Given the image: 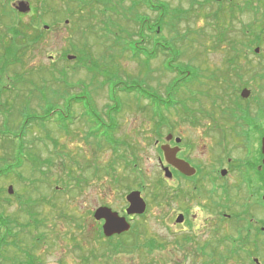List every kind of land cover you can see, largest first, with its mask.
Here are the masks:
<instances>
[{
  "label": "rangeland",
  "instance_id": "1",
  "mask_svg": "<svg viewBox=\"0 0 264 264\" xmlns=\"http://www.w3.org/2000/svg\"><path fill=\"white\" fill-rule=\"evenodd\" d=\"M136 1L85 0L82 4L87 3L86 7L78 9V0H0V110L7 112L0 114V129L4 125L11 127L9 136L15 144L20 143L19 136L22 135L26 147L41 160L51 162L42 168L47 175H42L32 173L29 162L23 160L24 164L17 172L24 179H30L28 183H20L15 175L0 178V211L25 225L30 221L36 224V221L29 220L24 209L36 212L38 220H46L38 232L29 228L32 237L41 240L35 251L40 259L38 264H84L83 259L92 252L98 257L109 248L107 239L99 237L100 225L93 218L95 210L109 206L123 214L128 206V193L140 190L148 210L143 218H136L137 234L130 237H135L132 240L137 246L144 245L145 249L141 247L112 257L117 264L216 263L220 256L234 257L236 254L240 257L229 259L228 264H254L255 258L263 262L262 256L240 260L247 254L242 249L246 245L243 229L248 228V223L244 221L239 225L238 220L228 221L225 217L232 213L235 218L242 213L237 210L240 208L237 203L247 200L250 188L256 202L263 200L264 189L255 183V175H251L253 186L247 182L240 184L242 175L236 168L220 179L232 190L227 194H232L229 199L222 193L215 196L207 193L211 184L204 183L207 174L203 172L194 185L181 183L184 195L175 199L173 187L179 182L175 176L164 177L159 159L168 166L160 145L166 144V136L172 134L183 139V152L193 163L203 171H213L214 176L219 168H226L228 158L237 163L243 158L247 160L245 145L233 128L238 123L235 120L238 115L241 119L249 116L252 122L249 127L254 133L253 150L260 146L264 136V0H158L172 8L173 14L178 13L174 9L184 10L187 17L173 22L167 19L162 32L164 38L175 43L169 45V53L178 51L181 55L174 61L166 59L169 54L160 51L157 57L154 53V59L148 64L143 56L135 60L130 53H123L124 45L137 42L139 38L134 34L140 28L139 24L133 23L136 16L140 21L143 16L146 25L159 20L156 12L144 3L135 5ZM21 3H28L27 11L20 10ZM66 9L72 12L73 19L65 16ZM108 18L107 27L101 30L100 21L106 22ZM88 23L94 24L95 28L83 26ZM180 34L184 36L179 37ZM260 37L262 43L256 41L257 46L253 45L255 38ZM174 38L178 39L174 41ZM140 46L153 51L152 46ZM257 47L259 53L255 52ZM7 49L9 51L5 52ZM75 54L85 58V65L78 64L77 60H67ZM7 60L10 63L4 67ZM170 66L184 70V77L193 79L190 86L180 88L176 93L175 81L179 75L169 72ZM50 71H54L55 77ZM101 71L110 74L112 82L117 80L116 72L123 78L120 80L123 84L127 80L130 83L142 79L140 83L156 91L152 94L161 107L158 109L160 115H155L150 103L140 101L136 94L116 95L119 111L114 118L118 125L115 133L117 150L105 142L99 145L90 137V134H99L98 125L88 124L92 121L86 114L82 117L84 110L81 108L68 110L67 103L57 107L65 115L76 117L72 125L67 121L70 134H62L55 117L47 119L42 127L32 124L23 130L22 125L29 115L42 117L45 110L56 109L54 105L59 103L66 88L73 94H92L98 114L109 123V106L115 104L108 98V88L103 84L107 77L99 75ZM244 88L251 90L248 100L240 97ZM15 93L19 95L17 101ZM232 95L244 105L230 102ZM163 101L173 106L164 110ZM183 108L194 114L189 115ZM46 133L56 139L58 147L44 145L45 141L41 139ZM222 138L226 139L225 145ZM5 140V137L0 138V168L4 167L2 162L15 165V159L22 158L15 155L11 145L4 144ZM252 157L255 158L252 162L257 164L258 155L253 153ZM132 160L136 161L133 167L128 164ZM111 167L115 173H111ZM93 168L100 170L96 173ZM70 169L75 178L80 177L86 182L82 191L75 181L69 183L72 192L68 191L69 181L65 174ZM60 177H64L66 183L57 185ZM114 177L122 180L117 184ZM216 177H220V172ZM44 178L49 182L44 184ZM163 180L168 183L164 184ZM139 183L143 186L139 187ZM10 186L14 189L12 195L8 194ZM190 186L194 187L192 194L187 192ZM55 187L59 188L57 192ZM18 195L21 196L20 203ZM178 212L185 213L190 223L183 227L177 225ZM256 217L264 218V212ZM29 230L25 229L21 234L28 243L32 237L25 234ZM225 239L234 241L235 246L228 247ZM150 240L163 247L149 253L146 244ZM247 246L251 250V246ZM231 248L238 249L239 253H233Z\"/></svg>",
  "mask_w": 264,
  "mask_h": 264
},
{
  "label": "trees",
  "instance_id": "2",
  "mask_svg": "<svg viewBox=\"0 0 264 264\" xmlns=\"http://www.w3.org/2000/svg\"><path fill=\"white\" fill-rule=\"evenodd\" d=\"M157 1L158 0H156L155 2H157ZM78 3H79L78 9L86 7V5H87V3H84V4H82L80 2H78ZM140 3L146 4V6L150 10H152L153 12H156L159 15V20L155 24L146 25L148 23L144 24L147 21H145L143 16L141 17L142 18L141 21H140L139 16H136V20H134L133 23L135 25L139 24L140 28L134 34H137L139 36L138 40H141V41L140 42H138V40H137V42L132 41L131 43H129L130 45H124L123 53L124 52L128 53L129 51H131L130 54L129 53L128 54L135 60L141 59L143 56V57H145V60H146V61L144 60V62L146 64H148L149 61H152L154 59V57H155L154 53H157V55H156V57H157L160 54V51H162L163 54H165V52L167 54H169L166 59L172 58L175 61L178 58V56L181 55V52L177 51V53H175V52L169 53V50H170L169 45H172L175 43L173 42V40H167L166 38H164L162 36V32L164 30L163 28L166 24L165 21L167 19L171 20L172 22L177 21L176 19H178V18L180 19L183 17H187V13L184 10L174 9L175 12H178V13L173 14L172 8H170L167 4L163 5L162 3H158V2L153 3L152 0H138L134 4L139 5ZM105 11H107V10H103V12H105ZM232 11H233V8H231V13H232ZM56 13H57V11H56ZM110 13H112V12H110ZM64 14L66 17L73 19V17L71 16V14H72L71 11H69L67 13V10H65ZM104 14L107 15V13H104ZM39 18H41V15L39 16ZM82 18H84V17L82 16ZM108 22L100 23L101 26H99V28H102L101 30H104L107 27ZM83 26L85 28L87 27L88 29H94L95 28V25L90 24V23L84 24ZM85 28H84V31H85ZM84 33H85V35L89 34L86 32H84ZM180 36H184V35L180 34L179 37ZM184 38L185 37H182V40H184ZM177 39L178 38H174V41ZM256 41H261V43H262L261 37L259 39L255 38L254 43L252 42L253 45L257 46ZM140 44L148 46V47L152 46L153 51H149L148 49L142 48L140 46ZM71 47L73 48L74 46H71ZM7 51H9V50L7 49L5 52H7ZM83 58L80 56H77L76 60H77L78 64H80V65L84 64L85 65V63H86L85 58L84 59ZM8 60H7L6 64L4 63V67L7 66V64L9 62ZM230 61L232 62V60H230ZM12 62H15V61L12 60ZM109 64H110V62H107V65H109ZM146 64H145V66H146ZM233 66L234 65H232V67ZM188 67L189 66H186L185 68H188ZM111 68H112V66H111ZM168 71L176 73L179 75V76L177 75L179 78H176V76H175V78L177 79L175 81L176 82V86H175V92L176 93H178V90L180 88L188 87L193 82V79H191V77H189V78L184 77V75H186V74H185V71L182 69L178 70V69L172 68V66H170V68H168ZM237 72L239 73L238 69H237ZM50 73L52 74L53 77H55L54 71H50ZM99 75L107 77V78H105L106 80H104L105 82H103V84H104V86H107V88H108V92H109L108 98L112 102H114V104H115L114 107L109 106V110L111 111L108 114L109 123H106L104 121V119L102 118V115L98 114L97 108L92 101V94L91 95H87V94L84 95L83 94L84 98L78 102V100L76 98L77 97L76 94L71 93L70 90L68 88H66L65 90H63V94L61 95L59 103L57 101L56 105H54V107H57V106L59 107V104L65 105V103H67L65 106L68 110L73 109L74 107L81 108V111L84 110V111H82V117H84V115L86 114L87 119L89 121H92V122H88V124H91V126H93V124L94 125L96 124V125H98V128L100 129L99 134L95 133V134H90L89 136L92 138H95L96 141H98L99 145H100V143L105 142L106 144L110 145L112 148H115L117 150V145L115 147V133L118 129V125L116 124L114 118L116 117V114L119 113V111H118L116 99L114 98L116 95L118 96L119 93H125V94H131V95L136 94L135 96L139 97L140 101L145 100V101H148L150 103L149 105L151 106V108H153V110H154L153 113H155V115H160L158 109H160L161 107L159 108V105L157 103L158 102L157 98H156V96H154L152 94V93H156V91L154 89H152L151 87L146 86V84L140 83V81H143L142 79L138 78L139 81L133 80L130 83L127 80L126 83L123 84L122 82H120V80L123 81L122 80L123 78L117 72L115 75L117 80H114L113 82L111 81L112 77H110L111 76L110 74H108V73L102 74V71H101V73ZM238 76H242V75L240 74ZM194 81H196V80H194ZM30 84L33 85L32 81L30 82ZM30 84H29V86H30ZM43 96L46 99L48 97L46 92H44ZM56 98H58V96ZM48 101H49V99H48ZM69 102H71V104H69ZM163 102H165V103H163L161 105H163L164 110L171 108L173 106V104L168 103L167 101H163ZM26 107L27 106H25V108ZM58 107L56 109L50 108V109H48V111L45 110L44 113L42 114V117H36L35 118V117L29 115L28 118H25V121H24L25 123L22 125L24 128L23 130H26L32 124L38 125L39 127H42L43 123H45L47 119L55 117L53 119L56 121L57 126H58L59 130L62 132V134H70V132H71L70 128L71 127L69 126V124L72 125L74 123L73 121L75 120L76 117H74V116L71 117L68 113H67V115H65V112L60 111ZM183 107H185V106L183 105ZM53 111H56V113L52 114ZM183 111L187 112L186 109H184V108H183ZM111 113H113L115 115L113 116ZM187 113H189V115L194 114L193 112H187ZM0 114L6 115L7 112H6V110H3V111L0 110ZM25 115H28V114L26 113ZM57 118H58V120H57ZM67 121H69V124L67 123ZM236 122H237V120H236ZM250 125H252V122L249 121V126ZM11 129H12L11 127L4 125V128L0 129V138L5 137L6 140H5L4 144H9V146L11 145V148L14 149L15 155L16 154L21 155L22 158L20 160L15 159V161H14V162H16L15 165H9L8 166L7 165V164H9L8 162H2V163H4V167L0 168V178L1 179L2 178H8L9 176L15 175V177H17V179L20 183H28V182H30V179L29 180L24 179V177L20 173L17 172V170L19 168H21L22 165L24 164L23 160L29 162L32 173L35 172V173H40L42 175L45 173L42 170V168L46 165L49 166L51 164V162L49 160H44V161L41 160L37 155L34 154L32 149H29L30 147H26L22 138H20L19 144H15V141L12 140V138H10V136H9V132L11 131ZM257 130H258V128H257ZM236 131H237V136L241 137L239 130L236 129ZM45 135H46L45 138L41 139V141H45L44 145L47 146L50 144L53 147H58V143L55 141L56 140L55 138L51 137L49 135V133H46ZM23 154L25 156H23ZM134 162H136V161L132 160L128 164L131 167H133L135 165ZM254 167L255 166H251V169H253ZM93 169L96 171V173L100 170L97 168H93ZM110 171H111V173H115V172H113L114 171L113 167H111ZM111 173L108 172V174H111ZM73 174L74 173L71 169L69 170L68 174L67 173L65 174V176L68 178V179L66 178L67 179L66 181L67 182L69 181L68 184L66 185V187L68 186L67 187L68 191L72 192V190L70 189V186H69V183H71L72 181H75L77 188L80 191H82L81 190L82 185L85 184L86 182H84V179H83V181H81L80 177L75 178L73 176ZM45 175H47V174L45 173ZM44 179H45V181H43V179L41 180L44 182V184L49 182L48 178H44ZM64 180H65L64 177H60V179L56 182L57 185L61 184V182L66 183V181H64ZM114 180H115V183L118 184L122 179H117V177H114ZM139 184H140L139 187L143 186V185H141V183H139ZM130 186L131 185H128V188H132ZM28 188H31V186L29 185ZM57 189H59V188L55 187L54 191L57 192ZM157 197L158 198L160 197L159 194H157ZM20 198H21V196L18 195L19 203H20V200H19ZM160 201H162V200H160ZM8 202H10V199L6 203L8 204ZM20 206H21V204H20ZM24 213H26L29 220L35 219L36 224L31 223V221L29 223H27L26 225L20 224V222H18L17 219H12L11 217L6 216L5 212L0 211V264H38L40 262V259L36 256L35 251H36L38 245L40 244L41 240L38 239L37 237L36 238L32 237V234L30 232L31 230H29V228H34L38 232V230H40V228L42 226H44L43 221H46V220H42V221L38 220L39 215H37V213L31 209H27V210L24 209ZM21 229H23V230L20 231ZM25 229L29 230V232L25 235H29L32 237L30 243L25 241L24 238H21V234L24 233ZM98 233H99V237L104 238V236L101 232V229L98 230ZM244 233L246 234V232H244ZM133 234H137V232L134 231L133 233L129 234V236L125 235V236L117 237V239L111 238V239L107 240V242H109L108 243L109 248L107 249V251L104 254L99 255L98 257H97V255L94 254L96 252H92L91 253L92 255L90 254L91 256L88 255V257H85L83 259L84 264H96L97 261H99L98 264H117L116 260L112 259V257H116L117 255H119V254L121 255L122 253H128L131 250H133L134 246L136 245L135 241L131 242L134 240L133 238H135V237H130V235H133ZM43 238H45V237H43ZM154 242H155L154 240H150V242H148L146 244V247H150L149 251H148L149 253L153 252V249H155V247H156V245L154 246ZM150 244H151V246H150ZM135 250H137V247H135ZM11 253L13 255H10ZM107 253H108V255H107ZM239 257L240 256H237V254L234 255V257H233V255L228 256V257L227 256H222V257L220 256L218 259V262L211 263L210 261H207L204 264H228L229 259L233 260V259L239 258ZM248 257L251 258L250 256L245 255L244 258H241L240 260H242V259L246 260Z\"/></svg>",
  "mask_w": 264,
  "mask_h": 264
},
{
  "label": "flooded vegetation",
  "instance_id": "3",
  "mask_svg": "<svg viewBox=\"0 0 264 264\" xmlns=\"http://www.w3.org/2000/svg\"><path fill=\"white\" fill-rule=\"evenodd\" d=\"M72 1V0H70ZM80 1V0H78ZM112 1V0H111ZM67 10V9H66ZM69 12V10L67 11V13ZM70 17V16H69ZM70 19V18H68ZM76 57L78 55H75ZM239 78V76H238ZM240 79V78H239ZM80 92V91H79ZM233 93V92H232ZM76 98L79 101H81L84 98L83 94H76ZM233 98L231 99L230 102L233 101L234 104H238L240 105H244V103L235 95H232ZM69 104H71V102H69ZM72 106V105H71ZM227 114V113H226ZM233 115H236V112L233 113ZM240 120L238 123H235V125H233V128H236L239 130L241 137H239L243 143H244V148L246 151V155L248 157V159H241L240 161H232L230 158H228V164L226 165V168L221 167L218 169L217 174L220 172V177H216L217 174H215V176L213 175V171H207L201 169L199 166H197L196 164L193 163V161L190 159V157L188 155H186L183 151V139L182 142L177 145L175 143L174 140H172L169 144L171 146H178L180 151L178 153V158L182 159L188 163H190V165L192 167H194L197 171L196 175H194V177H186V175L180 173L178 170L173 169L172 173L173 176L176 177L177 181L179 183H177V185L175 187H173V193H174V198L175 199H181V196L184 195V189L181 183L186 184H190L192 183L193 185L199 181H196V178L200 175H203V172H205L207 174L206 176V180L204 183H210L211 187L209 188L210 190L207 191V193L209 195L212 196V192L213 194H217V193H222L226 198L231 199L232 198V194L230 193L229 195L228 192H231L232 190H230L227 185L225 183H223V181H219L220 179H222V175H221V171L222 170H227L228 173L232 172L234 169L236 168L238 170V172H240V175H242V181H244L245 179L249 182H251L252 186V177L251 175H255L257 177L256 180V184L262 185V189H264V154L262 152V138L264 136H262L261 141H260V146L258 148H256L255 150H253V143H252V135L254 134L252 129L249 127V116H245L244 118L241 119V117L238 115L237 120ZM236 120V119H235ZM243 120V121H242ZM208 127V126H207ZM222 144L225 145V141L226 139L222 138ZM253 153H255V156L258 155L259 157V162L256 164L255 162V158L252 157ZM246 158V157H245ZM235 164H238V166ZM255 167L253 169H251V166ZM221 165H219L220 167ZM249 169H251L249 171ZM254 181V180H253ZM194 189L193 186H190V189L188 188L187 192H189V194H192V190ZM247 190V189H246ZM248 198L247 200H245V202H238L237 205L239 204V209L237 210H241V214L237 217H233V214H226L225 217L227 218L226 220H238L239 221V225L245 223L244 221H246L248 223V228L246 230L243 229L244 232H246V237L243 238V242L246 243V245L243 246L242 251L246 252V255H249L250 257H257V256H262L264 257V218L262 217H256V214L259 213H263L264 212V196H263V200L260 202H256L254 200V192L252 190V188H250L249 194L247 195ZM260 210V211H257ZM183 214L184 215V222L182 224H179L180 227L185 226V224L190 223L189 219L186 217L185 213L182 212H178L177 216ZM259 216V215H257ZM247 217V218H246ZM255 232V233H254ZM226 240V244L229 247V240ZM251 246V250H249V247L247 245ZM232 246H235L233 243L231 244ZM234 250L233 253H239L238 249H233ZM228 252V251H227ZM264 261V260H263ZM260 264V263H257Z\"/></svg>",
  "mask_w": 264,
  "mask_h": 264
},
{
  "label": "water",
  "instance_id": "4",
  "mask_svg": "<svg viewBox=\"0 0 264 264\" xmlns=\"http://www.w3.org/2000/svg\"><path fill=\"white\" fill-rule=\"evenodd\" d=\"M222 1V0H218ZM21 8L23 12L28 10V3H21ZM256 52H259V49H256ZM251 92L248 89H244L241 93L242 98L247 99L249 98ZM172 139V135L167 137V140L170 141ZM177 143L181 142V139H176ZM162 150L164 152V156L166 162L179 170L182 174L191 177L196 174V170L190 166L186 161L181 160L177 157L179 152V148H171L169 145L162 146ZM262 152L264 154V138L262 139ZM165 176L168 178L172 177V172L169 168H165ZM227 174L226 170L222 171V175L225 176ZM9 193H13V188H9ZM127 202L129 203V207L126 210L127 215L134 216V215H142L145 213L147 205L145 200L141 196L140 191H132L127 195ZM94 218L97 221H104L103 225V232L106 237H112L114 235H120L126 233L130 230L131 225L126 219V217H121L117 212H114L109 207H99L96 209L94 213ZM184 217L180 216L177 219V223L183 222Z\"/></svg>",
  "mask_w": 264,
  "mask_h": 264
}]
</instances>
